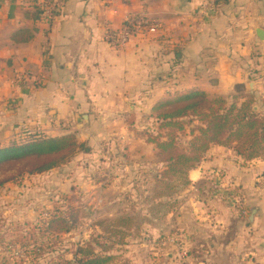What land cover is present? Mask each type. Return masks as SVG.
I'll list each match as a JSON object with an SVG mask.
<instances>
[{
	"label": "crops",
	"instance_id": "obj_1",
	"mask_svg": "<svg viewBox=\"0 0 264 264\" xmlns=\"http://www.w3.org/2000/svg\"><path fill=\"white\" fill-rule=\"evenodd\" d=\"M38 3L0 0V147L24 133L88 141L84 154L76 150L61 168L76 163L77 183L96 190L103 178L86 177L108 174L100 217L115 216L111 208L120 203L109 190L141 185L147 193L161 170L140 133L152 124L157 101L200 90L253 94L263 107L264 35L256 29L264 32V0H223L210 16L201 14L198 0H63L51 20L37 15ZM129 14L157 26L110 46L104 25L118 29ZM18 73L26 81L15 80ZM102 141L109 142L107 156L98 149ZM215 172L223 186L240 191L243 215L211 190ZM187 176L163 219L184 240L139 264H264V159L244 160L215 144Z\"/></svg>",
	"mask_w": 264,
	"mask_h": 264
},
{
	"label": "trees",
	"instance_id": "obj_2",
	"mask_svg": "<svg viewBox=\"0 0 264 264\" xmlns=\"http://www.w3.org/2000/svg\"><path fill=\"white\" fill-rule=\"evenodd\" d=\"M36 12L44 18L41 4L36 6ZM259 101L263 107L258 106L253 94L228 98L200 90L169 95L157 101L152 107V124L140 132L153 145L155 161L162 166L153 176L151 199L158 198L160 201L156 204L160 207L171 202L188 185V171L197 166L212 145L228 147L244 160L264 159V97ZM81 146L72 134L48 137L24 133L0 147V167L19 165L17 174L23 171L40 174L64 164ZM10 179H1L0 186ZM80 215L79 208L72 204L65 209L58 205L43 221L41 229L44 233L69 231ZM134 219L138 218L124 215L118 221L126 223ZM11 234L18 236L15 229ZM123 234L112 231L104 238L97 234L94 239L84 241L73 252V264H108L114 256L107 247L120 241ZM31 248L28 259L32 253L41 252ZM64 263L72 264L68 259Z\"/></svg>",
	"mask_w": 264,
	"mask_h": 264
},
{
	"label": "rangeland",
	"instance_id": "obj_3",
	"mask_svg": "<svg viewBox=\"0 0 264 264\" xmlns=\"http://www.w3.org/2000/svg\"><path fill=\"white\" fill-rule=\"evenodd\" d=\"M41 136L44 135L41 134ZM88 143V141L82 142V146L77 149L79 157L84 154L85 149L90 147ZM97 146L103 152L110 149L108 141H102ZM73 156L74 154L66 162ZM76 166V163H71L65 168L59 166L54 170L31 175L25 171L17 174L16 170L20 167L19 165L10 167L7 164L0 167V180L12 177L0 186L1 264H65L66 259L73 264L75 263L73 252L79 245L84 241L94 239L97 234L103 235L104 238L112 231H121L124 234L120 241L107 247L109 253L114 256L108 264H139L148 259L152 261L158 255L170 251L172 247H178L177 245L184 240V237L177 236L176 230L169 231L170 221L163 220L166 218V212L175 208L177 202L173 203L171 200L160 207L156 204L160 201L158 198L151 199L153 177L148 184L147 193L141 185L131 187V189L117 190V192L115 189L109 190V193H117L120 203L111 208L115 216L104 218L100 217L99 213V208L103 207L102 198L99 199V197L106 192H102L101 187L108 183V174L104 171L91 172L86 177L87 180L88 178L90 180L95 178L102 180L103 178L104 183L98 190L93 187L85 188L77 183V178L81 176V173L77 172ZM94 192L97 194H92ZM181 192L182 190L177 195ZM161 202L165 203V200ZM68 204L79 208L81 215L78 222L66 232L44 233L41 229L45 220L42 213L49 214L58 205H63L65 209ZM124 215L138 219L126 223L118 221L119 217ZM164 224H167V229L163 234L160 232V227ZM13 229L18 236L11 234ZM7 246L22 250V256H12L10 252L3 249ZM31 247L41 252L39 255L32 253V258L28 259L27 251L32 249ZM181 258L176 255L174 260L180 261Z\"/></svg>",
	"mask_w": 264,
	"mask_h": 264
},
{
	"label": "built area",
	"instance_id": "obj_4",
	"mask_svg": "<svg viewBox=\"0 0 264 264\" xmlns=\"http://www.w3.org/2000/svg\"><path fill=\"white\" fill-rule=\"evenodd\" d=\"M223 0H198L199 11L205 16L213 15L220 3ZM42 6V15L45 19H54L60 13L62 9L63 0H39L38 5ZM154 26V24L149 19H146L142 15L129 14L126 15L122 25L118 29H114L109 25H104V30L102 33V39L112 47H122L124 46L138 29H141L142 26ZM27 74L18 73L15 76V80L18 82H24L27 79ZM105 154H108V150L104 151ZM219 173H214V181H211L210 188L212 191L216 192L219 196L223 197L228 203L237 209L240 214L245 213L244 201L240 191L236 188H228L223 186L221 181H219ZM48 213H42L43 219L48 217ZM164 244V243H163ZM177 244V243H176ZM7 252H10L12 256L19 257L22 256V250L17 247H3ZM28 252V251H27Z\"/></svg>",
	"mask_w": 264,
	"mask_h": 264
},
{
	"label": "water",
	"instance_id": "obj_5",
	"mask_svg": "<svg viewBox=\"0 0 264 264\" xmlns=\"http://www.w3.org/2000/svg\"><path fill=\"white\" fill-rule=\"evenodd\" d=\"M256 35L261 39V38H263V35H264V32H263V30L261 29V28H258V29H256ZM252 214H253V212L251 213V215H250V219H252Z\"/></svg>",
	"mask_w": 264,
	"mask_h": 264
}]
</instances>
